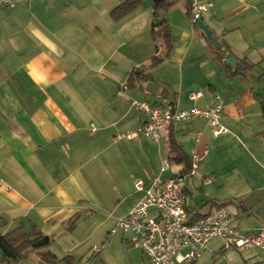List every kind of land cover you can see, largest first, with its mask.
<instances>
[{"label": "crops", "instance_id": "crops-1", "mask_svg": "<svg viewBox=\"0 0 264 264\" xmlns=\"http://www.w3.org/2000/svg\"><path fill=\"white\" fill-rule=\"evenodd\" d=\"M124 1L32 0L0 10V235L33 225L50 239L64 236L75 217L74 232L86 222L91 233L111 230L134 207L142 196L135 181L147 184L166 159L167 130L157 143L115 139L143 121L132 101L168 111L217 100L226 133L215 137L201 119L173 127L188 158L192 150L200 157L198 176L211 180L187 178L185 211L204 215L234 204L235 216L255 213L243 230L264 229V0H195L211 4L199 21L214 42L180 0L164 16L173 40L168 57L127 89L130 70L146 64L155 47L152 0L114 21L110 11ZM217 44L228 47L233 65L217 58ZM239 64L252 67L233 74ZM191 92L201 96L191 100ZM178 171L170 166L161 178ZM197 183L206 207L187 202ZM235 251L241 264H258L264 254Z\"/></svg>", "mask_w": 264, "mask_h": 264}, {"label": "built area", "instance_id": "built-area-1", "mask_svg": "<svg viewBox=\"0 0 264 264\" xmlns=\"http://www.w3.org/2000/svg\"><path fill=\"white\" fill-rule=\"evenodd\" d=\"M31 1L0 0V10L14 9L19 3ZM188 3L192 24H196L200 14L211 7L209 3H196L195 0ZM200 96L199 92L189 93L191 100ZM131 105L138 109L143 121L135 130L115 135V139L144 137L157 143L167 126L185 125L196 119L205 120L215 137L226 133L222 126L223 109L217 100L206 109L194 107L167 111L160 106L137 101H132ZM201 135L196 133L195 142L199 141ZM199 158L196 151L192 150L188 158L191 168L186 175L176 173L168 179H162V173L170 168L165 160L161 163L159 174L147 184L141 180L135 181L133 188L142 196L125 216L116 219L107 239L118 232L130 235L126 241L138 248L150 264H197L213 240H220L223 250L255 247L264 251V229L245 231L238 228L225 207H217L204 215L195 210L190 213L185 211L187 178L202 180L204 185L211 182L208 178L198 176ZM92 251L98 252L96 247Z\"/></svg>", "mask_w": 264, "mask_h": 264}, {"label": "trees", "instance_id": "trees-1", "mask_svg": "<svg viewBox=\"0 0 264 264\" xmlns=\"http://www.w3.org/2000/svg\"><path fill=\"white\" fill-rule=\"evenodd\" d=\"M144 0H125L123 3L117 5L110 11V17L114 21L120 20L125 17L142 4ZM180 0H152L150 3L153 12V23L151 29H149L153 44L155 47V54L151 56L148 62L140 67L130 70L125 89L135 88L139 85V82L143 78H151L149 74L150 68L161 64V62L167 58L171 50L172 36L165 20V14ZM190 2V0H187ZM190 15L189 9L187 12ZM264 21V17H263ZM159 22V24H157ZM218 49L217 58L224 59L230 57V51L225 44H217ZM164 50V51H163ZM244 62V61H243ZM245 63V62H244ZM244 67L237 65L233 74H238L242 70L251 68V65H243ZM166 138V161L170 166L179 167L178 173L181 175L188 174L190 171V160L182 148L179 146V142L175 139L174 129L172 126H167ZM227 204L217 205L218 207H225ZM76 217L71 220L68 225V230H72L75 227ZM50 237L43 235L33 225L29 229L19 225L7 233L0 235V264H19L28 255L36 257L39 264H61L62 260H59L56 256L49 251L51 246ZM65 259V257H64Z\"/></svg>", "mask_w": 264, "mask_h": 264}, {"label": "rangeland", "instance_id": "rangeland-1", "mask_svg": "<svg viewBox=\"0 0 264 264\" xmlns=\"http://www.w3.org/2000/svg\"><path fill=\"white\" fill-rule=\"evenodd\" d=\"M173 171V169H172ZM198 185V183H197ZM210 186L208 190L212 189ZM203 186L200 184L194 187L191 197L188 195L187 202L193 206L195 202L200 205L203 202L206 207L208 199L202 198ZM207 189V188H206ZM205 189V190H206ZM229 190H222L221 195L230 193ZM226 192V193H225ZM228 198V197H227ZM196 199V200H195ZM203 200V201H202ZM236 202L234 199H228L226 202ZM237 205V204H236ZM189 206V205H188ZM200 209L204 207L199 206ZM228 212L233 216L234 224L241 229H246L250 226L252 221L250 218L255 219V213L250 217L248 215H241L242 217L235 216L237 213L236 206L234 204L226 206ZM264 211V203L260 207ZM235 216V217H234ZM264 224L263 219H259ZM74 232V229L68 230L63 236L51 237V246L49 251L53 253L59 260H62L61 264H150L141 254L138 248L131 246L126 240L130 235L121 232L113 235L107 239V232L110 230L107 226H102L96 233H91L90 224L86 222ZM218 240L211 242L207 251L200 256L198 264H241L238 260L239 253L234 249L231 250H219ZM96 247L97 253H94L92 249ZM212 251V252H211ZM1 256V254H0ZM65 257V259H64ZM258 264H264V254L260 253ZM19 264H39L36 257L28 255Z\"/></svg>", "mask_w": 264, "mask_h": 264}, {"label": "water", "instance_id": "water-1", "mask_svg": "<svg viewBox=\"0 0 264 264\" xmlns=\"http://www.w3.org/2000/svg\"><path fill=\"white\" fill-rule=\"evenodd\" d=\"M157 24H159V22ZM196 25L198 26V29H200L209 40L211 41L214 40V38L211 36V32L203 25L201 21L198 20L196 22ZM224 62H225V65H233L235 63V58L227 57Z\"/></svg>", "mask_w": 264, "mask_h": 264}]
</instances>
